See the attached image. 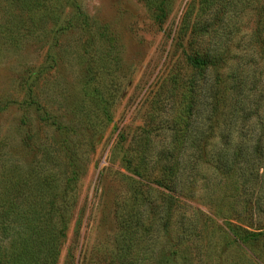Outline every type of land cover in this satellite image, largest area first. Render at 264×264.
<instances>
[{
  "label": "rangeland",
  "instance_id": "obj_1",
  "mask_svg": "<svg viewBox=\"0 0 264 264\" xmlns=\"http://www.w3.org/2000/svg\"><path fill=\"white\" fill-rule=\"evenodd\" d=\"M60 2L59 23L50 21L30 34L20 29L26 34L19 49L0 38V102H19L15 77L26 68L42 72L48 54L57 64L38 90L43 96L49 88L52 109L76 122L72 107H83L87 77L90 90L105 99L107 120L89 117L98 129L88 134L87 169L78 186L76 206L83 217L76 253L80 245L84 252L109 244L114 208L129 202L133 183L148 188L147 201H159L154 180L163 165L179 171L180 188L187 192L172 222L195 208L206 214L218 180L224 209L250 202L263 210L264 0ZM188 55L217 60L221 85L227 83L224 99L212 98L215 69L192 67ZM234 78L246 85H232ZM238 97L243 111L233 102ZM16 118L12 103L0 113V134L13 135ZM215 159L222 169L234 170L236 190H229L226 176H214ZM252 221L264 227V214L254 211ZM71 240L72 226L66 244ZM248 248L252 264H264V237L253 238Z\"/></svg>",
  "mask_w": 264,
  "mask_h": 264
},
{
  "label": "trees",
  "instance_id": "obj_2",
  "mask_svg": "<svg viewBox=\"0 0 264 264\" xmlns=\"http://www.w3.org/2000/svg\"><path fill=\"white\" fill-rule=\"evenodd\" d=\"M60 4V0H0L4 15L0 38L9 47L19 49L26 33L50 21L59 23ZM20 29H26V33ZM46 60L49 62L42 72L26 68L15 77V91L22 96L19 102H0V113L12 103H16L17 112L14 134H0V264H252L249 243L264 237V227L252 221V214L256 210L264 214V209L250 202L237 210L232 206L224 209L218 180L210 190L212 198L206 214L195 208L193 212H182L172 222L170 216L182 208L187 193L180 188V174L172 164L163 165L159 178L154 180L160 191L159 201H147L148 188L133 183L129 202L114 208V233L109 244L84 252L80 245L76 253L83 217V208L76 206L78 186L87 169L84 153L86 147L90 148L88 134L98 129L89 117L97 114L107 120L106 102L98 91L90 90L92 78L87 77L82 82L83 107H72L76 122L60 108L52 109L49 88L43 96L38 90L46 72L57 64L49 54ZM187 61L195 68L217 67L213 57L188 55ZM235 79H231L232 85H246ZM224 87L215 69L212 98L224 99L228 93ZM238 98L233 102L243 111L246 107L238 104ZM259 130L264 133V129ZM14 149L21 151L25 159ZM219 162L214 160V176H226L229 190H236L234 170L222 169ZM132 175L137 176V172ZM231 212L234 218L227 216ZM70 226L72 240L66 244ZM231 248L240 253L228 255Z\"/></svg>",
  "mask_w": 264,
  "mask_h": 264
}]
</instances>
